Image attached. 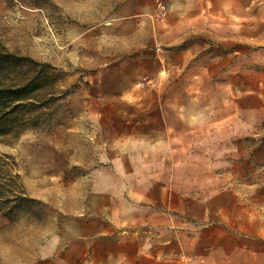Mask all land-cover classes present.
Masks as SVG:
<instances>
[{"label": "crops", "instance_id": "0c3cea01", "mask_svg": "<svg viewBox=\"0 0 264 264\" xmlns=\"http://www.w3.org/2000/svg\"><path fill=\"white\" fill-rule=\"evenodd\" d=\"M116 15L168 115L97 130L93 166L69 131L23 140L25 192L56 211L30 264H264V0H122Z\"/></svg>", "mask_w": 264, "mask_h": 264}, {"label": "rangeland", "instance_id": "374dc122", "mask_svg": "<svg viewBox=\"0 0 264 264\" xmlns=\"http://www.w3.org/2000/svg\"><path fill=\"white\" fill-rule=\"evenodd\" d=\"M121 2L0 0V43L11 53L49 66L61 96L49 124L26 131L18 139L0 140V156L11 157L19 174L23 167L20 145L30 133L69 131L77 160L83 166H93L95 153L102 146L97 143V130L117 133L123 119L144 123L150 117L158 118V126H163L169 110L165 93L157 90L164 87L165 79L134 76L133 63L122 55L125 35L119 32V23L124 19L116 15ZM142 20L147 27L152 21L149 14ZM136 37L138 43L146 38L143 34ZM132 87L136 95L132 89L123 99V91ZM229 173L227 168L199 175L228 182L234 179ZM27 197L26 210L13 222L0 213V264H30L39 242L52 227L55 209Z\"/></svg>", "mask_w": 264, "mask_h": 264}, {"label": "trees", "instance_id": "16d2710c", "mask_svg": "<svg viewBox=\"0 0 264 264\" xmlns=\"http://www.w3.org/2000/svg\"><path fill=\"white\" fill-rule=\"evenodd\" d=\"M50 67L9 52L0 43V140L49 124L57 95ZM30 199L13 159L0 156V213L13 222Z\"/></svg>", "mask_w": 264, "mask_h": 264}]
</instances>
